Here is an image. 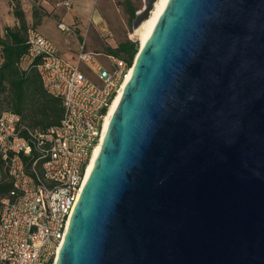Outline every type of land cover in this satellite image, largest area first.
<instances>
[{"label": "water", "instance_id": "obj_1", "mask_svg": "<svg viewBox=\"0 0 264 264\" xmlns=\"http://www.w3.org/2000/svg\"><path fill=\"white\" fill-rule=\"evenodd\" d=\"M53 264H264V0H166Z\"/></svg>", "mask_w": 264, "mask_h": 264}, {"label": "built area", "instance_id": "obj_2", "mask_svg": "<svg viewBox=\"0 0 264 264\" xmlns=\"http://www.w3.org/2000/svg\"><path fill=\"white\" fill-rule=\"evenodd\" d=\"M70 2L59 0L54 6L68 9ZM56 26L68 31L62 22ZM25 45L16 68L23 72L32 66L62 111L58 122L43 130L26 128L17 113L0 111V183L9 184L0 194V264H51L104 116L131 64L106 54L112 67L103 69L82 43L65 59L32 26L25 29Z\"/></svg>", "mask_w": 264, "mask_h": 264}, {"label": "trees", "instance_id": "obj_3", "mask_svg": "<svg viewBox=\"0 0 264 264\" xmlns=\"http://www.w3.org/2000/svg\"><path fill=\"white\" fill-rule=\"evenodd\" d=\"M11 13L17 25L5 26L0 36V101L6 107L2 110L17 113L26 128L43 130L58 122L62 111L61 103L58 98L43 90L32 66L23 72L16 68L15 62L25 51L27 26L19 5L11 4ZM41 15H47L42 7H31L33 25ZM103 50L105 54L124 59L127 65L131 64L137 52L136 43L127 38L117 42L115 46L107 45ZM8 188L6 181L0 183V194Z\"/></svg>", "mask_w": 264, "mask_h": 264}, {"label": "crops", "instance_id": "obj_4", "mask_svg": "<svg viewBox=\"0 0 264 264\" xmlns=\"http://www.w3.org/2000/svg\"><path fill=\"white\" fill-rule=\"evenodd\" d=\"M27 2L26 0H24ZM59 0H37L27 9L20 7L24 14L26 26L34 27L40 34L48 38L55 45L57 52L65 59H70L82 43L85 50L94 53H103L104 44L115 46L110 42V32L106 29L108 20L106 16H111L109 1L106 0H71L70 7L65 9L61 6H54ZM102 3L101 8H96V2ZM42 7L47 15L36 18L33 25L31 17V7ZM104 8V9H103ZM62 22L67 26L75 37V42L71 46L61 43L64 36L57 28V23ZM17 25L16 19L11 13V5L7 0H0V36H2L5 26L13 27ZM73 48V49H72ZM72 49V50H71ZM108 55V54H107Z\"/></svg>", "mask_w": 264, "mask_h": 264}, {"label": "rangeland", "instance_id": "obj_5", "mask_svg": "<svg viewBox=\"0 0 264 264\" xmlns=\"http://www.w3.org/2000/svg\"><path fill=\"white\" fill-rule=\"evenodd\" d=\"M7 0L8 4H17L20 7H23L24 9H27V6L33 5L37 0ZM109 1V6L111 8V16H106L107 27L106 29L108 32H110V42L111 44H116L119 41H122L123 39L127 38L133 42L136 43V48L138 46V42L133 36V30L131 28V22L134 19V14L136 11H138L143 3L142 0H106ZM102 3L99 1L96 2V8H101ZM104 9V8H103ZM61 34L64 36L62 39H60L61 43L71 46L75 42V37L73 36L71 31H68L66 33L61 32ZM108 44H104V47ZM110 46V45H108ZM103 47V48H104ZM73 49V48H72ZM71 49V50H72ZM104 52V50H103ZM94 60L103 68L106 70H110L112 67V64L103 53H95ZM134 57V56H133ZM133 58L131 60L132 64ZM84 74L91 80H95V75L85 69L84 67H81ZM5 105L0 101V110L5 109Z\"/></svg>", "mask_w": 264, "mask_h": 264}, {"label": "bare ground", "instance_id": "obj_6", "mask_svg": "<svg viewBox=\"0 0 264 264\" xmlns=\"http://www.w3.org/2000/svg\"><path fill=\"white\" fill-rule=\"evenodd\" d=\"M165 2H166V0H154L152 3V7L148 11L146 17L144 19H142L140 21V23L132 29L133 33H134L133 36H135V38L138 42L137 50L144 43L147 36L149 35L159 13L161 12V10L165 4ZM130 72H131V68H129L127 70L125 76L122 79V82L120 83V86L117 88V90L113 96V99H112V101H111V103H110V105L106 111V114H105L103 122H102L100 139H99V142L97 143V145L93 148L91 155H90V158L87 162V165L85 168L84 180H85V178L89 172L90 167L92 166V163H93V160H94L96 153L98 151L101 139L105 133V130H106V127L108 124V120H109V118H110V116H111V114L115 108V104H116V102H117V100L121 94L122 88H123L127 78L129 77ZM54 259H55V257H54ZM54 259H53L51 264L54 263Z\"/></svg>", "mask_w": 264, "mask_h": 264}]
</instances>
